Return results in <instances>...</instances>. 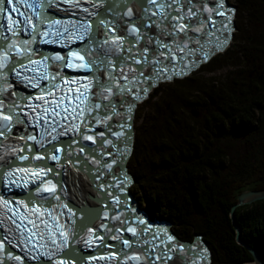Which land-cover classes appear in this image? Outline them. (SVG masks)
I'll list each match as a JSON object with an SVG mask.
<instances>
[{
	"label": "snow or ice",
	"instance_id": "6c2138e0",
	"mask_svg": "<svg viewBox=\"0 0 264 264\" xmlns=\"http://www.w3.org/2000/svg\"><path fill=\"white\" fill-rule=\"evenodd\" d=\"M87 2L96 11H90L86 7L82 11L89 16L98 17L95 30L93 21L87 16L82 20L50 19L45 14L47 9L53 5L58 6L60 0H32L31 3L28 0H17L22 7L31 9V14L22 12L13 0H8L12 5L9 12L4 7V0H0V13L7 12V32L13 37L18 36L20 31L31 36L28 40L10 39L0 32V138L6 139L17 125H23L25 129H39L35 134L26 138L21 136L20 139L34 141L39 148L45 149L49 153L48 158L56 161L57 166H61L58 162L62 156L66 157L74 151L71 144H77L80 140L92 141L94 144L100 138L102 147L113 145L111 139H105V132L87 134L95 130L90 127L93 122L96 126L103 125L108 133L120 140L125 133L113 132L109 124L112 115L118 114L117 105L129 103V97L138 101L142 98L141 92L146 96L148 88L154 86L153 81L183 75L199 62L207 61L214 49L201 44V36H215L218 31H231L229 25L232 23L233 13L225 8V0H138L140 10L136 13L130 5L137 0ZM63 3L77 8L81 6L82 0H63ZM38 7L41 11H37ZM99 9L104 11L100 12ZM13 13H19L23 19H13ZM34 16L36 20L33 19ZM216 17L222 19L217 20ZM41 25H46V28L41 30ZM37 35L41 37L39 43L69 47L72 43L80 42L82 47L70 50L66 55H42L40 59H32L35 50L31 46L37 43ZM226 44L227 39L217 40L215 47L222 48ZM13 50L20 58L19 62L13 60ZM197 56L198 59H193ZM25 58L27 64L23 62ZM53 67L56 71L50 70ZM63 68L83 70L92 75L80 80L68 79L62 74ZM27 72L33 74L26 75ZM9 73L22 80L27 87L38 91L32 95L12 92L11 96H6L12 88V84L7 82ZM93 88L96 90L93 91ZM134 88H140L141 91H134ZM128 110H132L131 103ZM101 112L104 115H100ZM81 128L84 129L83 132ZM69 133L79 136L80 140H72L65 147L52 144V141ZM46 137H51V140H46ZM46 144H52L51 149ZM32 150V146L28 145V151ZM15 151L14 149L13 152ZM19 151L24 152L25 149L20 148ZM83 151V148L78 149L79 153ZM18 158L27 160L29 157L23 155ZM34 159L44 160L45 156L35 155ZM116 162L113 159L104 166L111 169ZM66 163L71 161L66 160ZM93 163L99 164L100 161L93 158ZM20 173L23 175H18ZM50 173L60 175L59 172H53L52 168L47 171L44 168H14L7 171L6 177L0 173V177L7 180L5 187L9 190L13 186L27 187L29 183L39 180L41 185L34 191L47 192L50 199L60 201V195L57 194L58 184L51 179H45ZM121 183L127 184V177ZM113 200L117 206L121 203L119 196L113 197ZM29 203L31 197L25 202L12 201L0 195V228H6L4 233H0V264H4L5 260L24 264L23 257L11 251L6 252V243L14 241L15 247L23 246L26 256L31 260L41 261L43 257L41 264L51 261L69 247L70 230L65 231L64 225L58 223L60 213L57 209H67L69 215L75 216L72 209L62 202L48 207L35 203L29 207ZM104 217H108L107 212ZM113 219L119 220L120 216H114ZM121 223L126 225L128 221ZM138 223L143 224L144 228L138 231L135 226L122 227L108 237L109 240L118 241L122 247L105 243L103 236L88 228L87 238L83 239L87 247H112L116 250L107 255L92 256L83 264H93L96 260L119 261L120 264H128L129 260L134 264H159L163 261V264H167L172 259L173 252L183 251L182 245L177 248L172 244L173 236L166 232L165 240H160L158 232L153 233L151 239H143L151 229L143 220ZM100 227L112 232L106 224ZM124 232L135 239H125ZM79 239L81 238L77 237L72 243H77ZM134 245L142 248L143 255H128L125 250L133 248ZM144 245L148 247L144 248ZM49 248H54L55 251ZM55 264L75 262L57 259Z\"/></svg>",
	"mask_w": 264,
	"mask_h": 264
},
{
	"label": "trees",
	"instance_id": "16d2710c",
	"mask_svg": "<svg viewBox=\"0 0 264 264\" xmlns=\"http://www.w3.org/2000/svg\"><path fill=\"white\" fill-rule=\"evenodd\" d=\"M177 80L169 91L163 93L164 99L174 103L163 114L155 111L148 127L141 128L136 134L134 170L132 168L131 173L137 180L140 200L144 205L150 204L149 210L156 216L179 226L182 239L190 240L196 234L202 235L212 251L213 264H249L253 258L236 239L231 209L242 191L264 189V176H261L264 173V130L258 125L250 126L249 122L253 117L251 106L255 104L256 97L262 96L260 90L264 85L257 82L236 91L233 80V85L223 89L230 101H240L242 113H238L236 108L234 111L233 104L228 105V110L223 108L226 98L221 92L222 96H212L213 103L199 104L197 99L193 100L191 95L194 91H203V82L194 76ZM251 87L258 96L248 101L246 96ZM247 103L251 110L243 109ZM177 104L181 107H176ZM184 107L190 110L188 116L183 114ZM200 107L210 109L212 115L200 119L197 116ZM257 107L263 109L259 105ZM236 113L239 118H236ZM242 115L243 119L240 118ZM228 119L232 120L229 124L232 130L224 123H219L218 130H215L217 122ZM231 133L235 140H231ZM247 133L258 135L259 142L257 140L256 143L260 148L255 152L257 159L247 157L248 145L245 142L244 148L237 146ZM238 134H241L240 139H237ZM227 136L230 138L229 148L223 142ZM250 142H253L251 138ZM236 156L240 163L243 162L240 169L234 161ZM248 178H252L251 188L245 186ZM235 216L241 229V239L257 249L264 260V199L238 207Z\"/></svg>",
	"mask_w": 264,
	"mask_h": 264
},
{
	"label": "bare ground",
	"instance_id": "6f19581e",
	"mask_svg": "<svg viewBox=\"0 0 264 264\" xmlns=\"http://www.w3.org/2000/svg\"><path fill=\"white\" fill-rule=\"evenodd\" d=\"M225 5H228V6L232 7V5L227 0H225ZM86 6L82 2L80 7L73 8L70 4L63 3V0H60V3L58 5V7H61V8L64 9L63 19H65L67 17L68 10L73 11V12H76L78 14H86V13H84L82 11V9L85 8ZM130 6L132 7L134 13H136L137 11L140 10L138 7L135 6V4H131ZM4 7H6L5 4H4ZM100 10L102 12L104 11V9H100ZM48 11L50 13H52V10L50 8H48ZM16 19L22 20L23 17H21L19 15V13H17ZM52 19H54V18L52 17ZM216 19H218V18L216 17ZM22 27L23 26L21 25V28ZM1 29L3 30L4 35L8 36L9 38L12 36L11 33L7 32V25L3 24L1 26ZM232 31L233 30H231V31H218V32H216V35L215 36H212L216 40L212 43V45L214 47V51H212V54L210 56V60H212L215 56L223 53L226 50V45L224 47H222V48H216L215 47V42L217 40L222 41L226 37H229V36L231 37ZM20 32H24V31H20ZM12 39L28 40V39H26L24 37H20V33H19L18 36L13 37ZM7 42L8 41H6V43ZM201 44H203V38H202V36H201ZM72 45L75 46V47H77V48L82 47V44L80 42L72 43L70 46H72ZM48 46H49V44H44V43H39L38 42V43L32 45L31 47L34 50H38L41 47L47 48ZM70 46L68 47V49L69 50H71V48L73 49V47L70 48ZM13 53L15 54L14 50H13ZM197 57H194V58L196 59ZM204 62L205 63H208L207 61H202V62H199V63L202 65ZM49 64H51V61H49ZM5 70H7V69H5ZM191 73L192 72H190V71L187 70L185 72V74H183V75H175L172 81H168L166 79L160 80L159 86L161 85V83L173 82L175 79H183V78L191 75ZM12 74L13 73H11V75ZM12 92H14L13 87L6 94H8V93L11 94ZM150 93H149V96H150ZM128 99H129V103H131V105L135 109L132 108L131 112H129V110H128L129 109V106L126 105V104H124L123 106H119V110L124 115L123 119L121 120L122 121L121 125L124 124L125 127H126L128 125V122H131V129H132L131 131H133V133H134V136H133L132 139H131V135H130L131 132H129V135L127 136L129 138V141H130V143L128 144V147H131V152L129 154V156L131 157L132 153L134 152V144H135V138H136V131H135V128H134L136 111H137V108H138L139 104L142 103L143 101H142V98L139 99L138 101L135 100L133 97H129ZM7 102L8 101L6 99L5 100V103H7ZM100 115H104V113L101 112ZM113 119H114V117H113ZM116 123H118L117 120L114 123H112V124H114L116 126ZM90 127H94V129H95L94 131L95 132H98V131L102 130L101 125L100 126H96L95 125V122H93V124L90 125ZM125 127L124 128H120V127L116 126L115 127V131L116 132L123 131L125 133L126 132ZM32 130H33V128H31V127L25 129L23 125L21 126V132H22L23 135H25L26 133H32ZM53 135H56V133H53ZM72 135L74 136L73 133H69V137H71ZM55 141L57 142V145L58 146H60L62 144V142L60 141V139L55 140ZM115 141L118 144L117 151L116 150H112V151L115 154V156L119 159L120 158L119 153L122 151V147L125 146L126 137L124 135L123 137H121L120 140H117L115 138ZM46 146H47V144H46ZM102 148H105L106 149V146H103V147L100 146V149H102ZM107 151L110 152V150H107ZM105 153H107V152L106 151H103L100 156L95 155L94 152H90L89 153L95 160L100 161V163L99 164H96V163H93L92 162L91 164H85L84 166H82L80 168V170L78 171V174H79L78 175V178H80L81 181L79 183L81 185V182H82L86 186H84L83 188L80 187V189L82 191L79 192V193H78V189L75 188V187H73L74 188L73 194L70 193L72 195V200L70 198L68 201H66L67 202L66 204L68 205V208H69V205L72 206L74 204V197L78 194L77 199H76V205L77 206H74V209H75L74 213H75V215L79 212L80 213V218L83 219V222H84L85 226L88 227V228L94 229L96 231V234L101 235V232L98 231V230L101 229L100 226L103 225V224L109 225L108 223H104V222L102 223V222H100V220L99 221L97 220V218L99 216L102 219L104 217V213L107 212V210L101 209V211L103 213H100V215H98V216L96 215L97 208L99 206V202L96 200V197L99 200H101L102 203L104 202V199H103V197L100 194V191H101L104 194V196L106 198V201L114 209H116L114 211H111L112 214H119V215L121 214L124 218H126L128 220H131L134 223V226L137 227L138 231L144 228V225L143 224H139L138 223L140 220H143L145 222V224H147V222H149V224L151 225L152 230H151V232L147 236L142 237L143 239H151V235L153 233H157V232L160 234V239H164V240L166 239V236L164 235L165 232L168 235L173 236L172 244H175L177 248H179L182 245L183 246V251L182 252H173L172 253V259L171 260L180 261L183 264H188V262H189L190 259L189 258L184 259L183 257L180 256V253H184L185 254L186 251L187 252L190 251L189 253L191 254V252H194L193 249L194 248H198L197 245H199V243L196 244L197 243V240H201V241L204 242V238L202 237V235L196 234L190 240L182 239L181 237H179L173 231V229H172V223L166 221L163 218H159L158 219L156 217H151V215L141 206L140 202L137 200V198L134 195L133 191H131V189H130L132 187V185L135 183V178H134L133 174L129 171V167L127 165L129 159H131L130 157L127 159L126 168H127V173L131 176L133 182L130 183L127 186V188L124 187V186H121V187H118V188H113V186L108 183L107 175H105V173H104L105 170H106V168H107L104 165L107 164L108 161L111 162L113 159L117 160V158H113L112 155L109 156V155H106ZM1 155H2V158L3 157H8V155H6V154H1ZM107 156H109V157H107ZM32 158H33V160H36V159H34V156H32ZM119 162H120V159H119ZM40 163H41V161L39 160L37 165H32L31 164V166H32L31 168L32 169L39 168V164ZM14 168H16V166L12 165V169H14ZM114 168H116V169L118 168L116 166V164L113 165V167L111 168V170H113ZM1 172H2V170H1ZM73 174L75 175V173H73ZM3 175H4V173H3ZM49 176H54V175H52L50 173V175H48L45 178L51 179L53 181V183H57L58 184V180L53 179L54 177H49ZM4 177H6V176L4 175ZM2 179L4 180V182L7 183V180L6 179H4V178H2ZM73 181L76 182V177H73ZM71 184L73 186L76 185V183H71ZM29 185H30V188H36L35 183H32V184L29 183ZM12 188L14 190H16V191H20V187L13 186ZM121 189H124V191L122 192ZM3 191H5V189H3ZM41 195H42L43 198H45L48 195V193L47 192H43V193H41ZM64 195H66V197H70L68 194H65L64 193ZM116 196H119L122 205H118L117 206L115 204V202L113 200V197H116ZM129 204L130 205H134L136 207V209H137L135 211L136 214L131 213L130 211H128L127 209H124L122 207V206H126L127 207ZM57 212L60 213V214L62 213V211H61L60 208L57 209ZM90 222L94 223V225L91 226ZM111 225H114V224H111ZM125 227H127V225ZM165 227L168 229V231H166ZM120 228L121 227L119 225H116L115 231L112 230V232L109 233V232L105 231L104 229H102V233H103L104 237H108L110 234H113L114 232H116L117 229H120ZM5 231H6V228H0V233H4ZM198 238H201V239H198ZM81 239H79V241L77 243H80L81 242ZM6 244H8V243H6ZM169 246L171 247V244ZM119 247H120V245H119ZM146 247L147 246L145 245L144 248H146ZM49 250H51V248H49ZM92 250L97 254V256L104 255V251L106 253H110V251L108 249H106V248L104 249V251H102V250L97 251L96 250V247L95 248H92ZM8 251L13 252L14 254L15 253H18L17 248L15 250H13L12 248H9ZM138 252H139V255H142V253H143L142 249L138 250ZM200 257L202 258V261H204V260H206V258L209 259L210 258V255L209 254H205V253H199V254L196 255V258H200ZM4 264H17V262L7 260V261L4 262ZM24 264H28L27 261L24 262ZM47 264H51V263L48 262ZM103 264H119V263L118 262L117 263H110L108 261H103ZM173 264H175V263H173Z\"/></svg>",
	"mask_w": 264,
	"mask_h": 264
},
{
	"label": "rangeland",
	"instance_id": "374dc122",
	"mask_svg": "<svg viewBox=\"0 0 264 264\" xmlns=\"http://www.w3.org/2000/svg\"><path fill=\"white\" fill-rule=\"evenodd\" d=\"M216 59H219L218 62L213 64L212 66H209L211 64V62L216 60ZM207 62L208 63L204 62L200 66L199 70H197L195 72H192L191 75L189 76V77L194 76V78L196 80H199L200 82L201 81L203 82V91H199V92L198 91H196V92L194 91L192 93V95H191L193 100L197 99L198 100L197 102H199V104H201V102H204V104H205L206 101L207 102L212 101V99H211L212 96L215 97L217 95L218 96L221 95L220 94V92H221L226 98V104L223 105V108L228 110V109H230L228 105L229 104H233L234 111H235V108L237 109V106H239V104L236 103V102L230 101L228 96L225 94L226 91H224L223 89L226 88L227 86L233 85L232 84L233 80H235V82H238L239 78L244 76L247 73V70L246 69H240L241 67L239 65V61H238V63L236 62L235 53L230 49V47L228 48V50H225L223 53L215 56L212 60L207 61ZM189 77H185V78L179 79L177 81L185 80V79H187ZM174 83H176V81L161 83L160 86H157L150 93V96H149L148 99L144 100L142 103L139 104V106L137 108V111H136L135 123H134V128H135L136 134L138 133V131L141 128L148 127V123L153 118L155 111L159 112L160 114H163L166 111V108H168L170 105H172V103H174L173 100L172 101H168L167 99H164V97H163V95H164L163 93H166L167 91H169L171 89V86H173ZM235 87H236V84L234 85L233 88H235ZM254 87H251L250 90H249V92H251L252 94H249V92H248V94L246 96V99L248 101H250V99L252 97L258 96V92H254ZM260 91L262 92V96L259 95L258 97H256L259 102L255 101L256 105L254 104V105L251 106L252 110L249 108L248 103H247V105H245L243 107V109H248L249 108L251 110L252 114H253L252 119L249 120L250 126L258 125V127H263L262 129L264 130V126H263L264 125V106L261 105V107L263 108L262 110H260L257 107V105L260 106V104L262 103V100L264 99V96H263L264 86L261 87ZM197 92L200 95H198ZM177 106L181 107L178 104L176 105V107ZM209 107H210V105H209ZM183 109H185V107ZM198 110L199 111L197 113V116H199L200 119H202L205 116H211L212 115L211 114V110L208 109V108L200 107ZM189 111L190 110L185 109L183 111V114L185 116H188V112ZM260 114H262V115L259 116ZM231 122H232V120H230V119H228L227 121H224V120L223 121H219V122H217L214 125V128H215V130H218L219 123H224L225 126H227V128H230L232 130V127L229 126V124ZM239 126L240 125L238 124L237 127H239ZM246 126L247 127L249 126L248 121H246ZM247 131H248V129H247ZM231 135H232V133H231ZM238 135H239V138H237V139H240L241 138V134H238ZM231 138H232L231 140H235L236 139L234 136L231 137ZM250 138H251V141H253V142H250ZM229 140H230V138L227 136L225 138V140L223 141L228 146L227 148H229V146H230ZM246 140H249V142H247ZM257 140H258V135L257 134H253L252 133L250 135V134L247 133V136L245 137V139H240L237 142V146H238L239 149L240 148L242 149V148H244L243 142H245L248 145L247 151H248L249 155H247V157H252L254 159H257V157L255 156V152H257L258 148H260V146L256 143ZM258 142H259V140H258ZM135 143H136V141H135ZM254 144H255V146L251 147V145H254ZM231 155L234 156V154H231ZM237 157L238 156L234 157V161L237 164V169H240L241 165L243 164V162L240 163ZM130 158L131 159H129L127 165L129 167V171L131 172L132 168L134 170V167H132V166H133V163L135 161V144H134V152L132 153ZM261 176H264V173H261ZM239 179L241 180V177H239ZM251 180H252V178H248L245 181V186L246 187H250L251 188V184H250ZM136 181L137 180L135 178V183L130 188L131 191L135 192L134 195L136 196L137 200L147 210V212H149L151 217H156V218L159 219L160 217L156 216L154 213H152V211L149 210L151 208L150 204L149 205L142 204V202L140 200V195L138 194ZM172 229L178 236L182 235L181 232L179 231V226L173 224L172 225ZM192 236H193V234H192ZM197 253H198L197 249H195L194 250V255L197 254ZM212 257H213V254H212V251H211V264H213Z\"/></svg>",
	"mask_w": 264,
	"mask_h": 264
},
{
	"label": "flooded vegetation",
	"instance_id": "af4514ba",
	"mask_svg": "<svg viewBox=\"0 0 264 264\" xmlns=\"http://www.w3.org/2000/svg\"><path fill=\"white\" fill-rule=\"evenodd\" d=\"M227 1L234 9V28L226 50L230 47L235 53L236 62L239 61L240 69L247 70L236 82L235 89L237 91L257 82L264 85V0ZM256 101L259 102L258 99ZM236 103L240 104V101ZM261 105L264 106V99ZM236 110L242 113L241 107L237 106ZM238 113L236 118H239ZM240 118L243 119V115ZM245 137L244 134L242 139ZM33 149H36V146H33Z\"/></svg>",
	"mask_w": 264,
	"mask_h": 264
},
{
	"label": "water",
	"instance_id": "95a60500",
	"mask_svg": "<svg viewBox=\"0 0 264 264\" xmlns=\"http://www.w3.org/2000/svg\"><path fill=\"white\" fill-rule=\"evenodd\" d=\"M85 4V3H84ZM218 19L217 20H220L222 19L221 17H217ZM232 20H233V15H232ZM233 24H234V21L232 22L231 24V30L233 29ZM230 35V34H229ZM229 37H226L225 39H227V42L229 41ZM208 39L210 40V42H207V44H212L216 39L212 36H208ZM163 79H166V80H170L172 81L173 80V77L171 79H167V78H162L160 80H163ZM160 80L158 81H153L152 83L155 85V84H159ZM153 87V86H152ZM152 87H149L148 88V91H147V95H143L142 92H141V96H142V101H144L145 99H147L149 97V93L151 92L152 90ZM155 89V88H154ZM153 89V90H154ZM213 103V101H212ZM126 105L129 106V103H125ZM119 106L120 105H117V113L116 115H113L112 116V120L109 121V124L111 125L112 127V131L113 132H116L115 131V127L118 126V125H121L122 123V119L124 117V115L120 112L119 110ZM133 109H135L133 106H132ZM95 115V113H94ZM114 117V119H113ZM118 121V123H116V126L112 123H114L115 121ZM124 125V124H123ZM128 125H131V122H128ZM102 127V130L98 131V132H105L106 133V136H105V139H111L113 141V145H106V149L107 150H110L107 151L105 148H103L102 150H99V152H96L98 153V155L100 156L103 151H106L107 153H111L112 157L113 158H117L115 156V154L113 153L112 150H116L117 151V147H118V144L117 142L115 141V138L114 136L111 135V133H108L107 132V129L104 127V126H101ZM119 127V126H118ZM126 129V132H125V137H126V143H125V146L122 147V151L119 153V156H120V162H119V159L117 158V162H116V166L118 167L117 169L114 168L113 170H110L108 169V174L107 176H109L111 179H112V182H113V185L114 187L113 188H118V187H121V186H124L127 188V186L132 183V178L131 176L127 173V168H126V162H127V159L130 157L129 154L131 152V147H128V144L130 143L129 141V138L127 137L129 135V132L130 135H131V139L133 138L134 136V133L133 131H131V127H125ZM100 140V138H99ZM100 144H101V141H100ZM110 156V155H109ZM107 156V157H109ZM2 158V155L0 154V159ZM6 158V157H5ZM111 159V158H110ZM110 161H108L107 163H109ZM8 165L11 166V163L8 162ZM114 177V178H113ZM125 177H127L128 179V183L127 184H123L121 183L122 180L125 179ZM113 193V192H112ZM106 194V193H105ZM109 194V193H108ZM236 199V203L233 204L232 206V209H231V218H232V222H233V225L236 229V239L237 241L243 245L245 248L248 249V251L250 252V254L252 255V258H253V261L252 262H249V264H264V260H263V257L261 255V253L255 249L254 247L250 246L249 244H247L246 242H244L242 239H241V229H240V226L237 224L236 222V216H235V210L240 207V206H243L245 204H252L258 200H263L264 199V189H247V190H244L242 191L240 194L237 195V197L235 198ZM100 213H103L102 211H100V209H97V212L96 214L97 215H100ZM100 217V216H99ZM97 218V220H101V217L100 218ZM150 218V217H149ZM151 219V218H150ZM91 226L94 225V223L90 222ZM110 224H112L110 222ZM90 226V225H89ZM88 228H85L83 227V231L86 232ZM101 230V229H100ZM98 230V231H100ZM102 232V230H101ZM198 239H201V238H198ZM144 247V246H143ZM197 252H201L202 251L200 250V248H197ZM202 258L200 257V259H195L194 257L192 259H190V261L188 262V264H206V262H203L201 261ZM168 263L171 264V260H168Z\"/></svg>",
	"mask_w": 264,
	"mask_h": 264
}]
</instances>
